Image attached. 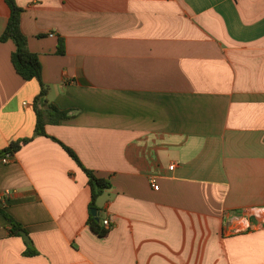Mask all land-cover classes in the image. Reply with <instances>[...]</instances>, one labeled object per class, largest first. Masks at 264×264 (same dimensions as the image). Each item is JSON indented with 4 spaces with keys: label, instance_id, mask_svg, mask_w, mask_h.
I'll return each mask as SVG.
<instances>
[{
    "label": "crops",
    "instance_id": "0c3cea01",
    "mask_svg": "<svg viewBox=\"0 0 264 264\" xmlns=\"http://www.w3.org/2000/svg\"><path fill=\"white\" fill-rule=\"evenodd\" d=\"M16 3L49 100L76 115L0 160V209L38 252L0 214V264H264V0ZM10 14L0 0V36ZM15 49L0 44V151L37 125L41 85ZM52 138L112 183L105 236L87 175Z\"/></svg>",
    "mask_w": 264,
    "mask_h": 264
},
{
    "label": "trees",
    "instance_id": "16d2710c",
    "mask_svg": "<svg viewBox=\"0 0 264 264\" xmlns=\"http://www.w3.org/2000/svg\"><path fill=\"white\" fill-rule=\"evenodd\" d=\"M8 4L11 14L7 27L0 36V44L12 41L16 49L12 54V63L17 74L26 81L37 80L41 85L40 94L34 100V110L37 115V125L33 138L21 139L12 142L7 148L0 151V160L7 155L14 156L23 146L29 144L37 137H47L46 128L48 125H58L62 121L75 117L76 113L72 111L60 110L55 104L49 100V88L43 82V66L38 54L33 53L29 49L28 38L21 30V16L23 9L20 8L16 0H5ZM65 42L59 39L58 54H65ZM59 143L68 155L77 163V165L85 172L89 179V186L91 188V203L90 211L97 209L98 199L108 190L112 188V183L108 179L97 177L93 171L87 169L80 161L77 154L62 142L52 138ZM0 214L3 215L9 222V234L23 238L21 232H25L23 226L17 222L11 215L0 209ZM103 221H97L92 214L90 215L89 225L91 229L100 236H105L108 229L103 226ZM25 256H36L38 252L33 249L32 243L27 244V251Z\"/></svg>",
    "mask_w": 264,
    "mask_h": 264
},
{
    "label": "built area",
    "instance_id": "2783aa9c",
    "mask_svg": "<svg viewBox=\"0 0 264 264\" xmlns=\"http://www.w3.org/2000/svg\"><path fill=\"white\" fill-rule=\"evenodd\" d=\"M11 160H12V156H10V155H7L4 158H2V161L4 163H9ZM170 169L173 170L174 169V166H171ZM151 184H152V187H153V189L155 191H159L160 187L157 184V182H156L155 179H151ZM8 195L9 194H7L6 196H8ZM111 222H112V219L108 217V218L104 219L102 223H103V226L105 228L109 229L112 226V223Z\"/></svg>",
    "mask_w": 264,
    "mask_h": 264
},
{
    "label": "water",
    "instance_id": "95a60500",
    "mask_svg": "<svg viewBox=\"0 0 264 264\" xmlns=\"http://www.w3.org/2000/svg\"><path fill=\"white\" fill-rule=\"evenodd\" d=\"M92 215L96 218L97 221L100 220V219H99V214H98V212H97L96 209H93V210H92ZM21 235H22V237H23V239L25 240L26 243H30V238H29V236L27 235V233H25V232H21Z\"/></svg>",
    "mask_w": 264,
    "mask_h": 264
}]
</instances>
